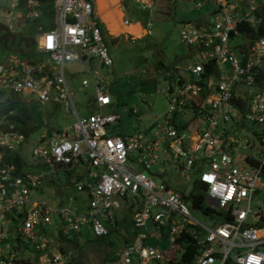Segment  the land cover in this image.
Returning a JSON list of instances; mask_svg holds the SVG:
<instances>
[{"label":"built area","instance_id":"1","mask_svg":"<svg viewBox=\"0 0 264 264\" xmlns=\"http://www.w3.org/2000/svg\"><path fill=\"white\" fill-rule=\"evenodd\" d=\"M48 1L53 18L36 40L41 55L23 63L18 56L0 57V97L6 90L22 92L38 103L59 101L65 112L75 113L64 64L83 57L112 65L110 38L95 0ZM191 1L196 9L211 4L207 17L185 20L179 29L189 47L184 68L192 80L179 78L167 93V108L155 115L151 137L139 131L110 134L108 124L118 117L113 111L75 115L70 128L42 130L31 143L29 133L0 120V264H68L60 249L64 238L83 230L106 235L118 226L121 206L130 208L133 229L118 231L121 245L100 264H148L161 258L157 245L145 243L155 232L146 230L149 218L166 229L172 242H177L174 236L192 239V264H264V35L240 37L236 29L240 21L257 25L255 3L264 0ZM22 2L25 18L40 13L41 0ZM81 83L86 85V78ZM94 100L98 106L110 101L101 81L95 83ZM181 106L193 111L187 122L177 119ZM245 121L258 125V155L247 152L252 140H238L233 129L250 132ZM165 161L179 172H196L201 186L193 190L203 192V206L186 197L191 190L184 193L162 178H151L150 167ZM61 171L68 172L85 200L74 202L75 197H62L53 189V196L43 194L46 178ZM189 207L215 215L214 221L202 224ZM54 219L56 234L47 235L46 225Z\"/></svg>","mask_w":264,"mask_h":264},{"label":"rangeland","instance_id":"2","mask_svg":"<svg viewBox=\"0 0 264 264\" xmlns=\"http://www.w3.org/2000/svg\"><path fill=\"white\" fill-rule=\"evenodd\" d=\"M11 1L13 0H0V20H5L3 22L8 28L15 30L19 28L25 17L22 11L23 3L19 4L16 1L14 5H11ZM147 2L152 5L150 12H147L145 7L139 6L140 3L134 0H126L124 5L133 16V19H138L137 14L148 15L151 25L149 33L144 35H142L144 32L138 34V31L141 30L139 26L136 28L125 25L112 31L114 37L108 33L110 38L109 53L113 59L111 66H98L96 59L87 61L80 58L64 64L65 79L78 115L87 114L89 109L95 110V108L90 107V102L93 98L94 78L96 77L93 69H97L103 79L109 82L111 102L100 109L103 112L114 111L121 116L109 125L111 134L124 135L139 131L147 136L151 135L154 127L153 122L155 121L154 115L164 112L168 104L166 92L156 91V88L160 89L165 87V85L172 87L178 77L182 79L190 77L189 72L184 68V64L189 60L187 56L189 47L181 41L179 29L185 20H197L198 18L207 17L208 10L211 7V4L206 3L196 9L191 0H147ZM255 4L261 5L262 3ZM102 7L103 1L99 0V8L102 9ZM110 7L112 11L109 13L106 11L108 18L113 22L121 23L125 16H122L120 20L121 13L118 14L120 9L117 3L111 4ZM48 19L49 17L46 16L45 20ZM130 23L136 24V22ZM105 27L108 32L106 25ZM124 32H130L136 37L124 36ZM73 47L75 50L77 49V46ZM3 55L18 56L20 63L25 62L27 59L9 48L0 46V57ZM81 77L86 78V85L81 84ZM241 93L244 96L245 90L243 89ZM2 94L1 97L5 100L11 95L7 90ZM17 96L20 97L21 94L19 93ZM28 100H30L28 103L32 105V112L40 119V126L29 133L28 143H31L43 129L54 131L57 128H70L75 120V115L72 112H65L59 102L45 101L38 103L35 100ZM1 102L3 101L0 100ZM133 108L137 109L135 113L132 111ZM177 109V119L185 120L193 116V111L188 107L181 106ZM240 117L238 116V118ZM230 122L234 124L233 120H230ZM192 123L191 120L188 122L189 128L194 127ZM245 124L250 127V132L248 133L243 132L239 127L233 128L235 133L238 134L237 139L241 140L245 136L250 138L252 145L247 148V152H253L258 155L261 152V147L255 136V133L259 132L258 125L248 121H245ZM149 171L151 172V178L155 182L162 178L168 182L170 187L184 193L194 189L195 183L193 179L196 175L195 171H186L183 168L179 172L176 165L169 161H165L163 164H154ZM47 179H51L54 182L57 181L61 186L65 187L69 176L66 172L61 171L58 172L57 177L55 175L52 178H46L45 185L55 190L48 185ZM71 189L69 194L75 197L74 202L76 198L86 199L85 195L76 191L74 186ZM53 190L47 189L43 194L53 196L50 193ZM35 194L38 195L39 191H36ZM187 205L189 206L188 202ZM189 211L193 218L206 226L211 225L213 217H215V215L204 213L199 208L189 207ZM116 214L119 215L121 220H125L131 214L130 208L121 206L116 211ZM248 220L250 221V215ZM121 225L128 233L133 229L132 224L128 220ZM46 230L47 235L55 236V219L51 224L46 225ZM146 230H154L155 232L151 236L147 235L145 243L157 245L162 254L161 258L151 259L148 264H181L179 256L182 245L178 243L179 236H174L176 243L170 241L166 234V229L153 223L150 218L146 221ZM121 243V232H118L116 228L102 236H95L88 231L81 232L77 243L63 244L65 248L64 255L67 260L72 263L75 262V264H100L104 257L110 256L112 250L118 248Z\"/></svg>","mask_w":264,"mask_h":264},{"label":"trees","instance_id":"3","mask_svg":"<svg viewBox=\"0 0 264 264\" xmlns=\"http://www.w3.org/2000/svg\"><path fill=\"white\" fill-rule=\"evenodd\" d=\"M41 0V11L36 17H26L18 29H9L5 24L0 23V46L3 48H9L14 52H17L20 56H25L28 60L35 59L37 55H41V52L37 49L36 46V36L35 34L39 31L38 25L42 27L49 26V21L45 20L44 16H51V10L49 8V3ZM19 4H22V0H18ZM260 16V22L255 26L249 25L248 22L240 21L236 24V29L240 32V37L246 35L253 38L258 35H264V2L259 5V8L256 12ZM244 37V36H243ZM240 45V44H239ZM243 45V44H242ZM206 70H208V64L206 65ZM8 109H13L12 113H7ZM4 114L6 118H9L14 123V128L24 133H29L35 130L40 126V121L38 117L32 112L31 108L24 104L21 100H10L5 103H0V116ZM21 157L19 154H15V161H19ZM68 174V172H66ZM69 176V174H68ZM48 180V185L52 186L55 189L56 194L66 197L70 195L72 190L71 182L68 179L67 185L65 187L61 186L57 181L51 179ZM195 183V182H194ZM197 185L195 184L194 187ZM46 189H51L46 186ZM46 192V191H45ZM186 197L192 200V204H199L203 206L204 203V194L198 190H191ZM208 209V206H205ZM116 228V227H115ZM88 230H83L82 232H87ZM111 231V230H110ZM109 231V232H110ZM108 232V233H109ZM107 233V234H108ZM81 232H75L69 239L64 238L63 243L60 245L62 251L65 250L63 244H75L78 242V237ZM178 243L182 245L180 252L179 260L181 264H192L193 262V253L196 251V245L192 242L191 238L187 236H181L178 238ZM107 257H104L106 259ZM68 264H75L71 261Z\"/></svg>","mask_w":264,"mask_h":264},{"label":"crops","instance_id":"4","mask_svg":"<svg viewBox=\"0 0 264 264\" xmlns=\"http://www.w3.org/2000/svg\"><path fill=\"white\" fill-rule=\"evenodd\" d=\"M103 1V7H102V9H100L99 8V0H97V7H98V9L99 10H103V8L105 7V0H102ZM44 2H48L49 3V8H50V2L48 1V0H45ZM126 2V1H125ZM124 2V3H125ZM116 3H117V6H118V8L120 9V11H121V16H120V20H121V17L122 16H125V19H123V20H121V23H123V24H127V23H130V22H136L137 23V25L136 26H132V27H136V28H138L137 26H139L140 28L139 29H141L140 31H138V34H141V33H143L142 35H144V34H146V33H149V27H150V25H151V20L148 18V15H145V16H143V15H139V14H137V16H138V19H133V16L131 15V13H129V11L127 10V8H126V6L124 5V3H122L121 1H119V0H116ZM41 4H42V2H41ZM209 4V3H208ZM41 6V5H40ZM140 6V5H139ZM151 7H152V5L150 4L148 7L146 6L145 8H146V10H147V12H150V9H151ZM258 8H259V6H258ZM258 8H257V10H258ZM123 9H124V12H123ZM51 10V9H50ZM257 10H256V12H257ZM126 12V13H125ZM255 12V13H256ZM51 13H52V11H51ZM257 15V14H256ZM100 16H101V18L103 19V20H105L106 21V26H107V29H108V33L111 35V36H113L114 37V34L112 33V31L114 30V29H116L117 30V28L119 29V27H124V25H122L121 23H119V22H113L112 20H110L109 18H108V13L107 12H105V13H100ZM46 16H44V18H45ZM48 17H49V19L47 20V21H49V26L52 24L51 23V20H52V18H53V13L51 14V16L50 15H48ZM147 22H149V25H147ZM260 22V21H259ZM258 22V23H259ZM143 24V25H142ZM48 27V26H47ZM104 28L106 29V27H105V24H104ZM42 29H44V27H40L39 28V31L36 33V40L38 39V35H39V33L41 32V30ZM107 31V30H106ZM126 35H129L131 38H134V37H136V36H133L132 35V33H130V32H124V36H126ZM116 36V35H115ZM258 36H260V35H258ZM258 36H255V37H258ZM250 38V37H249ZM182 41V40H181ZM36 46H37V41H36ZM38 49V48H37ZM39 50V49H38ZM40 51V50H39ZM189 52V51H188ZM190 54L189 53H187V56H189ZM37 56H39V55H37ZM37 56H36V58H37ZM76 59V58H75ZM80 59H84V60H87V61H89V60H92L91 58H80ZM186 59H187V57H186ZM27 60V59H26ZM69 62H71V61H69ZM69 62H66V63H69ZM97 65L99 66V64L97 63ZM103 66V65H102ZM111 66V65H110ZM94 70V69H93ZM187 71V70H186ZM187 72H189V71H187ZM190 74V73H189ZM64 78H65V69H64ZM81 78H83V77H81ZM180 77H178L177 79H176V82H175V84H173V86L172 87H170L169 85H165V87H162V88H160V89H158V88H156V91H160V92H166V97H167V93H170V92H172V91H174L175 90V87H176V85L179 83V81H180V79H182V78H180ZM189 79H191L192 80V76H191V74H190V77L188 78V79H185V80H189ZM65 81H66V79H65ZM97 81H101V82H103V84H104V86L107 88V93L109 94V96H110V101L107 103V104H109L110 102H111V95H110V89H109V82L108 81H105L104 79H103V77L97 72V75H96V77L94 78V90H93V98H92V100H91V102H90V104H91V108H95V110H92V109H89V112L88 113H90V112H95V111H100V112H102V113H107V112H103V111H101V107L102 106H105V105H107V104H105V105H101V106H98L97 104H96V102H95V100H94V97H95V83L97 82ZM80 82H81V80H80ZM66 84H67V82H66ZM82 84V83H81ZM68 86V85H67ZM69 89V88H68ZM70 91V90H69ZM21 94V96L20 97H18L17 96V94ZM19 93H15V94H11L10 95V97L9 98H7V100H5V99H2V97H0V100H2L3 102H1V103H4V102H8V101H10V100H14V99H17V100H21L24 104H26V105H28L30 108H31V110H32V105L30 104V103H28L30 100H28V99H31V100H34V98L30 95V94H24V93H22V92H19ZM3 95V94H2ZM70 95H71V93H70ZM27 98V99H26ZM167 99V98H166ZM71 100H72V98H71ZM47 101H56V100H51V99H49V100H47ZM36 102V101H35ZM45 102V101H44ZM56 102H59V101H56ZM43 103V102H42ZM59 103H61V102H59ZM72 103H73V106H74V102H73V100H72ZM62 104V103H61ZM62 108H63V105H62ZM74 109H75V106H74ZM9 110H10V112H9ZM132 111L135 113L136 111H137V109L136 108H133L132 109ZM13 112V109H8V111H7V113H12ZM71 112V111H70ZM110 112H112V111H110ZM114 112V111H113ZM74 115H78L77 114V112H76V109H75V113L74 112H72ZM87 113V114H88ZM116 113V112H115ZM163 113V112H162ZM118 114V113H117ZM158 114H161V113H157V114H155V115H158ZM86 115V114H85ZM155 115H154V117H155ZM36 117H38L37 115H36ZM121 116L120 115H118V117L116 118V119H114L112 122H114L115 120H117V119H119ZM191 118V117H190ZM1 119H3V122L2 123H5L4 125H7V123H12L13 124V128H14V123L9 119V118H6V116H4V114H2L1 116H0V120ZM187 120L188 119H185V120H181L180 119V121H186L187 122ZM39 121H40V119H39ZM112 122H110L109 124H108V131H109V133L111 132V128L109 127V125L112 123ZM66 128V127H65ZM14 129H16V128H14ZM62 129H64V128H57V129H55L54 131H49L48 129H43L44 131H48V132H59V131H61ZM17 130V129H16ZM17 131H19V130H17ZM34 131V130H33ZM42 131V130H41ZM19 132H22V131H19ZM24 133V132H23ZM29 133H31V132H29ZM111 134V133H110ZM115 134H117V133H115ZM145 136H147L146 134H144ZM147 137H151V135H148ZM196 173V172H195ZM70 181V180H69ZM193 182H195V184L197 185L195 188H198V187H200L201 186V184L199 183V181L197 180V177H196V175H195V178L193 179ZM128 220V218H126L125 220H121V219H119L118 220V226L116 227V229L119 231V230H121V231H126L125 229H123L124 227L121 225L122 223H125L126 221ZM214 221V218H213V220H212V222ZM249 221V220H248ZM119 225H121V226H119ZM126 233H128V232H125V234ZM236 264L235 262H233V261H231V260H226L225 262H224V264Z\"/></svg>","mask_w":264,"mask_h":264},{"label":"bare ground","instance_id":"5","mask_svg":"<svg viewBox=\"0 0 264 264\" xmlns=\"http://www.w3.org/2000/svg\"><path fill=\"white\" fill-rule=\"evenodd\" d=\"M96 2V8L98 10V14L100 16V13H105L106 11L109 13L112 11V8L110 7L111 4H116V0H105V7L103 8V10H99L98 7H97V0H95ZM121 12L118 10V14H120ZM101 18V17H100ZM102 19V18H101ZM104 21V20H103ZM104 24L106 25L105 21H104ZM129 24H134V23H127V24H123L122 25H125V26H136V24L134 25H129Z\"/></svg>","mask_w":264,"mask_h":264}]
</instances>
